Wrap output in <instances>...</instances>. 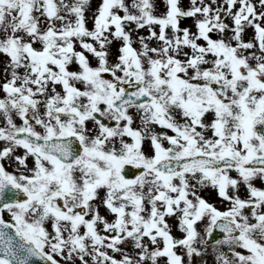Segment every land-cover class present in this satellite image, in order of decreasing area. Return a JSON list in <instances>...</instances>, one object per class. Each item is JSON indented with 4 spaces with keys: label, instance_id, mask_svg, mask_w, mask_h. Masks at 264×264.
<instances>
[{
    "label": "snow or ice",
    "instance_id": "1",
    "mask_svg": "<svg viewBox=\"0 0 264 264\" xmlns=\"http://www.w3.org/2000/svg\"><path fill=\"white\" fill-rule=\"evenodd\" d=\"M208 256L264 264V0H0V264Z\"/></svg>",
    "mask_w": 264,
    "mask_h": 264
},
{
    "label": "water",
    "instance_id": "2",
    "mask_svg": "<svg viewBox=\"0 0 264 264\" xmlns=\"http://www.w3.org/2000/svg\"><path fill=\"white\" fill-rule=\"evenodd\" d=\"M32 264H44V262L42 260H40L39 258H32Z\"/></svg>",
    "mask_w": 264,
    "mask_h": 264
},
{
    "label": "rangeland",
    "instance_id": "3",
    "mask_svg": "<svg viewBox=\"0 0 264 264\" xmlns=\"http://www.w3.org/2000/svg\"><path fill=\"white\" fill-rule=\"evenodd\" d=\"M217 202H218V200H217ZM174 233H175L176 235H179V232L176 231L175 229H174ZM203 258H204V257H198L197 260H196V264H200V261H201V259H203Z\"/></svg>",
    "mask_w": 264,
    "mask_h": 264
}]
</instances>
